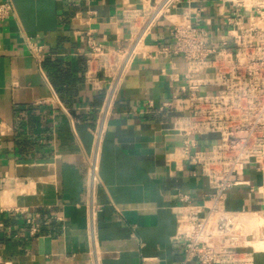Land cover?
<instances>
[{"label":"crops","instance_id":"obj_1","mask_svg":"<svg viewBox=\"0 0 264 264\" xmlns=\"http://www.w3.org/2000/svg\"><path fill=\"white\" fill-rule=\"evenodd\" d=\"M12 14L0 21V255L4 264H183L174 239L173 213L179 192L200 204L210 193L207 178L193 176L182 156L183 137L173 130L182 103L161 110L180 93L184 60L140 56L119 91L101 146L103 210L96 239L88 235L87 165L91 129L104 93L84 82L87 48L77 32L102 44H126L130 27L124 7L140 0H0ZM203 5L213 40L226 33V14L236 0H192ZM188 2L183 6L188 9ZM242 10V9H241ZM189 12V10H187ZM185 22L182 10L172 17ZM171 25L162 20L148 38L153 51L170 42ZM26 38L45 47L42 63L29 53ZM42 101V103H41ZM152 102V106L150 105ZM177 107V109H176ZM210 148L217 136H197ZM247 177L255 185L261 176ZM248 188L230 194L228 208L258 209ZM40 232L32 235L27 220ZM189 264H197L191 262ZM264 264V251L255 255Z\"/></svg>","mask_w":264,"mask_h":264},{"label":"built area","instance_id":"obj_2","mask_svg":"<svg viewBox=\"0 0 264 264\" xmlns=\"http://www.w3.org/2000/svg\"><path fill=\"white\" fill-rule=\"evenodd\" d=\"M192 2L140 0V7H124L121 17L130 27L124 45L108 46L90 32L76 33L87 48L84 82L104 93L91 129L92 147L85 156L88 235L94 245L97 216L103 210L97 198L101 146L126 77L140 56H179L185 62L180 93L160 109H174V103H182L181 110H175L173 125L183 137L181 158L194 167V177L200 170L211 190L200 204H192L191 195L179 192V203L172 207L177 220L174 239L183 246V264H255V255L264 251L255 246L257 240H264V0H236V9L223 22L226 33L216 41L204 24L206 8ZM181 10L187 18L183 23L172 19ZM12 12L9 1L0 3V21ZM162 20L172 27L170 42L153 51L148 38ZM26 41L30 56L44 62L45 47L31 38ZM197 136H217L218 140L203 149ZM250 168L261 176L259 185L247 177ZM244 187L249 197L259 196L261 208H228L233 190ZM252 219L257 223L251 226L248 221ZM27 222L32 235L40 232L35 220ZM0 264H4L1 255Z\"/></svg>","mask_w":264,"mask_h":264},{"label":"bare ground","instance_id":"obj_3","mask_svg":"<svg viewBox=\"0 0 264 264\" xmlns=\"http://www.w3.org/2000/svg\"><path fill=\"white\" fill-rule=\"evenodd\" d=\"M256 221H257L256 219H252V220L248 221V223H250V225L252 226V225H255V223H257ZM255 246L258 249H264V240L263 241L257 240V242H255Z\"/></svg>","mask_w":264,"mask_h":264}]
</instances>
